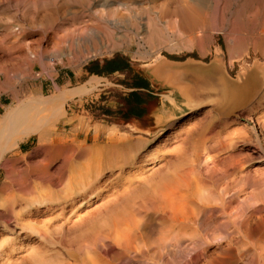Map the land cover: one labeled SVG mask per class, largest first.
<instances>
[{
    "label": "rangeland",
    "instance_id": "rangeland-1",
    "mask_svg": "<svg viewBox=\"0 0 264 264\" xmlns=\"http://www.w3.org/2000/svg\"><path fill=\"white\" fill-rule=\"evenodd\" d=\"M124 1H126V3ZM170 1H172V3ZM215 1L217 6L214 3ZM243 1L229 0L228 2L227 0H220L219 2V0H205L204 4L202 0H195L196 3L194 0H190V2L184 0L181 1V3L180 0H131L130 3L129 0H0V32L2 30V32L5 30L11 31V29L15 30L18 26L24 24V28H26L27 32L26 39L28 38L27 40H29V42L35 41L38 38L37 33L40 31H43V35L46 34L50 37L53 32L61 28L59 26H62V23L70 20L77 22L79 18L86 20L85 23L88 22V24H85L86 27L98 24L100 29L97 35L98 38H93L94 44L95 42L97 44L94 45L96 47L93 46L92 48L90 45V48L87 49L88 52L85 51L78 56L64 52L63 55L59 54L60 57H51L49 62L52 64V70L46 71L48 73L42 71L40 66L36 65L35 77H28L26 71H22L25 67L23 68L20 66L22 69L16 67L14 68L15 72L14 69H12L13 67L8 66L9 72L7 81L3 80V75L0 73V91L2 88L0 106L7 107L12 102L10 97H12L13 94L18 95L19 99H23L25 96L29 97L32 94H37L40 97H47L56 93L57 89L59 91L74 89L85 84L87 88H89L86 93L66 100L63 109V118L57 124L56 132L66 135L68 139H74L75 147L82 144L85 146L94 144L101 146L106 145L109 143L107 139V136L110 134L109 132L114 133L117 137L126 136L137 143V147L140 148V151L151 153L149 157L153 159L148 158L149 161H155L154 164L149 165V167H153H146L147 170L144 169L145 171L143 170L141 176L133 179V181L137 182L136 185H139V190L128 194L129 197L121 192L116 193L115 189H113V191L109 190L112 188L111 184L114 182V179H112L110 182H106L107 186L101 191V196L92 194L83 201L79 200L81 202L80 204L77 201L72 205L68 203L62 205L54 204L55 206L52 205L53 207H40L41 211L35 215H25V219H34L33 228H24L23 226L20 231H17L19 232L18 234H11L9 232L6 234V236L8 235L7 239L11 242L10 245L17 251L14 252L12 248L10 253L12 252L13 255L6 262H10L9 264H41L42 261H40L41 263L37 261L39 256L41 257L42 254H48L45 258L43 256L44 259H48V264H51V261L54 262H52L53 264H59L63 263L64 260H66L65 264H67L66 262L70 264H82L84 261L83 258L86 257L85 251L91 248L92 245L94 246V242L96 243L97 240L99 241L101 239H99V237L102 236V230L108 229L110 226L108 222L113 221V219L111 220V214L115 212V216L118 209L120 213L117 212L118 214L115 217L121 218L122 216H120V214L124 212L121 211L127 207L125 201H127L128 204L130 200H133L128 204L131 208L128 206L129 208H126L125 212L129 209L128 211L132 213V211L134 212L137 209L133 208L134 206L137 207L139 203L135 204L134 201L138 202V200H141L139 198L143 197L147 189L146 187L148 186L145 184L143 186L142 180H157L160 174H154L152 177L149 175L152 171L159 168L161 170L162 167L163 173H170L172 169L184 170L186 167L185 171L188 172L189 178H197L199 183L198 191H200L199 194H201L199 198L205 203L218 204L213 210L199 217L198 225L202 223L200 226L196 224V226H198H195L196 229H188L186 232L185 239H187L186 241L183 240L186 246L183 256L185 261L182 259V263L264 264V124L258 120L263 116L261 113L264 110V103L257 109L252 110L248 117H242L246 114L245 111H247V109H245L241 112H244V114L239 118V123L232 124V120L237 116L238 112L247 108L249 103L256 97L257 93H259L261 87H264V81L257 85V89H255L257 86L252 87V91L256 90L254 95H251V98L249 97L246 102L243 101L242 104L235 108L229 109L228 106L230 103L228 102L224 109H219L218 105H223L225 102H220V98L217 97L218 94L220 95L219 85L216 79L219 72L234 82L242 80L246 73L254 72L257 68L262 72V75L256 77V79L264 80V51L261 50V47H264V40L261 35L258 38V36H256L257 34L254 32L252 33L253 36H250L253 29L251 26V15L254 12L251 10L255 9V3L259 5V3L263 1L262 4H264V0ZM251 2L252 5L250 4ZM127 3L130 5L128 6ZM188 3L193 4L191 8ZM201 3L204 5V8ZM178 4H182V6ZM186 5L187 7L189 6L188 8L191 10L194 8L192 10L194 12L203 10L206 14L209 13L207 17L208 23L210 22V24L207 25V28H209L208 34H206L207 36L204 35L199 28L192 27L188 21H182L181 18H179L180 11L182 10H180V7L187 8ZM218 6H222V8L226 6V8H224L226 19L227 16H230L227 21H225L226 23L224 22L223 24L226 30L220 27L219 29L216 28L217 31H214V25L212 24L218 14V12H215L218 11ZM231 6H234V8ZM246 6H249L250 10ZM195 7H198L197 10ZM243 9H245L244 13H242ZM234 11H236L235 13L238 16V20H230V22L228 21L229 18L235 16ZM99 12H103L106 16L111 14V16H107L110 21L97 19ZM246 14L249 15L246 16ZM38 15H46V17L40 22V20H37ZM49 16L52 17L50 18ZM246 17L248 20H246ZM33 18L36 20H34L35 23L33 22ZM212 18L214 20H212ZM50 19L51 21H49ZM245 23H247V25ZM237 25H239V27H237ZM9 27L11 28L10 30ZM27 27H29V29ZM240 28H242V30ZM233 29L238 30L235 31ZM245 29H247V31ZM197 30L200 32H197ZM30 32H32V36H30ZM194 33L196 36L204 35L205 38L202 40L203 42L201 41V45V42L197 43L194 39ZM229 33L234 34V36L236 35L237 39L242 37V47L238 54L234 53L230 48L231 44L228 43L226 38L229 36ZM248 33L249 35H247ZM35 37L36 39H33ZM209 38L210 40H208ZM30 39L32 41H30ZM43 42H48L47 37L43 39ZM252 42H256L255 45H253ZM49 45L50 43L48 46ZM245 45L247 50L246 47H244ZM201 47L203 48L202 50ZM218 48L221 50L218 51ZM90 50L92 54L89 52ZM228 50H232L231 53L234 56L232 55L230 57ZM160 64H165L170 70L171 75H168V72L165 70L157 71L155 67ZM115 67L118 69L113 70L112 68ZM17 68L20 70H16ZM11 70L17 74L19 71H22L24 75L19 72V77H16L17 74L14 75L15 73ZM12 74L14 75L13 77ZM138 75L145 78L149 84L150 93L144 105L145 113L139 118L131 117L124 120L120 112L124 104L123 98L132 90L131 86L133 83L137 82L136 76ZM142 92L147 93L146 90ZM105 110H109V114H105ZM204 117L209 119L205 121L203 119ZM201 121L204 122L201 124L199 123ZM197 123L199 124L198 126ZM235 129H240L237 130V132L239 131L241 133H239L240 137L243 135L241 137L244 138L243 140H241L239 136H233L232 132ZM171 134H174V137L169 141H165L167 135L171 136ZM237 134L238 133L235 131L234 135ZM230 135L232 136L230 137ZM36 138L35 135L31 134L20 142L17 149L12 148L7 151L6 159L13 158L15 153H19L22 158L14 160L11 164L9 163L11 167L8 165L9 167H5L7 169L0 167V184L4 180L21 179L22 175H24L22 170L27 167V165L41 161L40 159L43 158V153L42 149L39 148L40 145L37 143ZM226 138L227 141L229 140L228 142ZM215 140L219 143H217L218 145L213 143ZM222 140H224L223 143ZM233 141L235 143H233ZM210 146L219 147L211 148ZM203 149L204 152H201ZM209 149L211 151H208ZM197 152L201 153L197 154ZM193 154L197 156H193L192 158ZM62 155L64 156V154H60L56 161H53L48 166L49 172L55 173L58 167L63 165V163H61L63 160ZM208 155L211 157H207ZM231 155L235 158L233 159ZM209 158H213L210 159L212 162L208 160ZM196 160L199 161L197 162ZM69 163L71 164V161L65 164L64 167H69ZM34 183L38 182L35 180L33 184ZM226 192L229 194L228 197L226 196ZM126 196L130 198V200H125ZM242 196L246 199L242 198ZM244 201H246V203ZM219 203L223 204V210H221V204L219 205ZM225 203L226 206L224 207ZM140 204L142 205L143 202ZM117 205H119V207ZM121 205L126 206L122 207V209L120 207ZM114 206L118 208L116 207V209H113ZM111 207H113L112 211H114L109 214L108 212H110L109 209ZM143 207L141 208L140 206L139 208L141 209L139 210H142ZM243 207L246 210H243ZM240 208L243 210L242 212L245 211L244 215L246 214V220H243V218L239 216L241 213ZM224 209L226 211H224ZM125 212L124 214L128 215L129 218L130 212ZM91 213L92 215L94 214V216H91ZM134 213H136V211ZM227 213H230V215H227ZM108 215H111L109 218L110 221H108ZM104 216H106V218ZM114 216H112V218H114ZM96 218L101 220V222L97 221ZM123 218L126 219L125 216H123ZM103 219H108L107 222L104 220L105 223L109 224L107 228L105 227L106 224L102 223ZM230 219H232L231 222L229 221ZM225 221L228 223L230 222L231 225L230 223L229 225L226 224L227 222ZM90 223H95L100 226L104 224V228L102 229L101 226L100 230V227L96 225V229H92H94V231L96 230V233L98 231V233L95 235V232H93V235V233L88 232L90 235L88 233L87 235L85 231L87 232L86 227L91 225ZM237 223H239L238 226ZM227 225L229 227L235 225L236 228L233 226L231 227L234 228L233 231L232 229L228 230V228H226L228 227ZM97 228L101 232L97 230ZM224 228L228 230V232ZM16 229L19 230L18 228ZM44 229L47 230V240L41 239L36 232V230L42 232ZM84 229L85 231H83ZM110 229L109 227V230H106L108 232H104L106 235L108 234V236H112V231L109 233ZM223 230H225V232ZM83 232L84 234L82 235ZM196 235L200 237L202 245H199H201V247H193L189 240V237L193 238ZM48 237L51 238V242H48ZM83 238H91L93 241L88 239L90 242L87 243L88 240L86 241ZM78 242H80V245ZM43 243L46 244L44 245ZM86 244L89 245V248L88 246H84ZM41 245L46 248L43 246L39 248L38 246L41 247ZM60 245H64L62 249ZM77 245L83 249H79ZM47 246L48 248H52L53 252L58 251L55 253L63 257L56 256L55 253V255H50L52 252H50ZM77 248L79 249L78 252L80 251L79 253L76 251ZM67 251H70L69 253L73 255L71 254L72 256L69 257L70 255L68 256ZM81 251L84 252L83 257L79 255H82ZM109 251L110 250H108V255H105V261L107 260L106 264H113L114 259L112 260L110 258L111 252ZM174 251L175 250L172 249L168 253L161 255L162 257L160 258L157 255L153 260L150 258L142 259L138 256L139 258H133L135 259L133 263L130 262L133 261V259H127L120 263L175 264V258L178 256H176V251L175 253ZM92 252L91 250L90 253ZM63 254L66 255L64 256ZM74 254L78 255H75L74 258ZM78 256L82 259L80 258L79 260ZM107 257H109L110 260H108L109 258ZM169 258L171 259L169 260ZM71 259L76 261L73 262ZM47 261L45 264H47ZM114 261L118 263L117 260ZM42 264H44V261Z\"/></svg>",
    "mask_w": 264,
    "mask_h": 264
},
{
    "label": "bare ground",
    "instance_id": "bare-ground-1",
    "mask_svg": "<svg viewBox=\"0 0 264 264\" xmlns=\"http://www.w3.org/2000/svg\"><path fill=\"white\" fill-rule=\"evenodd\" d=\"M130 1L131 0H129V3H130ZM181 1H184V0H180V3H181ZM202 1L205 4V0H202ZM222 1H224V0H222ZM227 1L229 2V0H227ZM124 2L126 3V1H124ZM170 2L172 3V1H170ZM170 2H168V3H170ZM186 2H190V0L189 1L186 0ZM186 2H185V4H186ZM194 2H195V0H194ZM219 2H220V0H219ZM262 2L259 3V5L257 3H255V7H254L255 9L251 10L252 12L253 11L254 12L251 15L252 16L251 26L253 29H252V32L250 33L251 34L250 36H253L252 33L254 32L255 34H257L256 36H258V38L261 35L262 39L264 40V4H262ZM129 3H127L128 6L130 5ZM192 3H193V1H192ZM214 3L217 6L216 1ZM182 4L181 5L178 4V5L182 6ZM185 4H184V6H185ZM188 4L190 5V8L193 5L191 3H188ZM250 4L252 5V2ZM187 5H186V7H187ZM235 5H236V3H235ZM256 5H257V7H256ZM126 6H124V7H126ZM216 6H214V7H216ZM234 6H231V7L234 8ZM188 7L187 8H185V7L181 8L180 7V10L181 9L182 10L181 11L179 10L180 11L179 18H181L182 21H186V22L188 21L192 27L199 28V30L204 35L208 34L209 28H207V25L210 24V22L208 23L207 15L209 13L206 14L205 12H203V10H199L197 12H194V11H192L194 8L191 10ZM246 7H248V9H249V6H246ZM127 8H129V7H127ZM197 8H196V10H197ZM203 8H204V5H203ZM220 8H222V6L221 7L218 6V8H217L218 11H215V12H218V14L216 15V19H215V21H213V24H212V25H214L213 26L214 31L215 30L217 31L216 28H218V29L220 27L224 28L223 24L225 21H227L228 17L230 16V15L227 16V19H226V15H225V11H224L225 10L224 8H226V6H224L222 9H220ZM236 10H237V8H236ZM113 12H112V14H113ZM213 12H214V10H213ZM235 12L236 11H234V13ZM244 12H245V9H243L242 13H244ZM49 13H50V11H49ZM55 13H56V10H55ZM108 14H110V13H108ZM249 14H246V16ZM46 15H42V16L38 15V18L36 16L35 17L37 18V20H40V22H42V20L45 19ZM107 16H111V14L107 15ZM107 16L103 12H99L98 17L97 16L96 17L99 20L104 19L106 21H110V19L108 20ZM239 16H240V14H239ZM34 18H33V22L36 19V18L35 19ZM109 18H111V17H109ZM112 18H114V17H112ZM112 20H114V19H112ZM212 20H214V19L212 18ZM230 20L237 21L238 20L237 14L235 13V16L233 18L232 17L229 18L228 21H230ZM246 20H248L247 17H246ZM49 21H51V19ZM37 22L40 23L39 21H37ZM85 22H86V20H83L81 18H79V20L77 22L74 20L64 22V23H62V26H59L61 28H59L56 32H53L50 37H48V35H46V34L43 35L42 34L43 31H40L37 33L38 38L36 39L37 36L35 38H33V39H36L35 41H32L30 39V41H32V42H29V40H27L28 38L26 39V33L27 32H26V28H24V24H22L23 26L22 25L18 26V24H17L18 27L15 30H12L10 27H9V30L11 29V31L5 30L4 32H2L3 31L2 30L0 32V73L3 75V78H4L3 80L7 81V79H8V72H9L8 66L13 67L12 69H14L16 67H18V68H21V67L24 68L25 67L24 70L21 68L22 71H24V72L26 71V74L28 77H35L34 74H35L36 65H39L41 70L45 71V72L48 70H52L51 69L52 64L49 61H50L51 57L53 58V56L54 57L59 56V54L63 55L64 52H68V53L74 54V56L75 55L78 56V55H81L85 51L88 52L87 49L90 48V45L93 48V46L96 44V42L94 44L93 38H95V37L98 38L97 35L99 34L100 29H99L98 24L86 27L85 24H88V22L87 23H85ZM112 24H113V22H112ZM245 24L247 25V23H245ZM32 25H33V23H32ZM114 25H115V22H114ZM237 27H239V25H237ZM27 28L29 29V27H27ZM51 28H52V26H51ZM100 28H101V26H100ZM248 28H249V26H248ZM240 29L242 30V28H240ZM199 30H197V32ZM233 30L237 31L236 29H233ZM245 30L247 31V29H245ZM250 31H251V29H250ZM230 32H232V31H230ZM204 35L196 36V34H195L194 39L196 40L197 43H200L205 38ZM228 35L229 36H227L226 38H227L228 43L231 44L230 48L233 50L234 53L238 54L241 51V47H242V40H241L242 37L241 38L239 37L240 39H237L236 35L234 36V34L229 33ZM247 35H249V33ZM30 36H32V32H30ZM46 37H47L48 42L45 43V42H43V39ZM256 39H257V37H256ZM208 40H210V38ZM253 41H255V40H253ZM202 42L200 43V45L202 44ZM256 42H252L253 45H255ZM49 43H50V45L48 46ZM227 46H228V44H227ZM94 47H96V46H94ZM244 47H246V45ZM94 49H93V52H94ZM202 49L203 48L201 47V50ZM91 50L89 51L90 53H91ZM217 50L219 51L221 49L218 48ZM232 50H228L230 53V57L233 55L231 53ZM246 50H247V47H246ZM261 50L264 51V47H261ZM90 53H88V54H90ZM237 57H238V55H237ZM77 61H78V59H77ZM18 68L16 70H20ZM155 69L157 71H161V70L164 71L165 70L168 72L167 73L168 75H171L170 70L167 68V66L165 64H160L159 66L157 65L155 67ZM256 70H254V72H249L248 74L246 73L244 75V78L242 76L243 79L240 78L242 80L234 81V82H232L224 74L219 72V74L216 76V79H217V83L219 85L220 95L218 94L217 97L220 98V102H225V104H223V105H220V106L218 105L219 109H224L225 105L228 102L230 103V105L228 106L229 109L235 108L238 105H240V102H243V101L247 100L249 97L251 98L252 97L251 95H254L256 90L252 91L251 90L252 87L257 86L258 84H261L264 81L262 79L261 80L256 79V77H259L260 75H262L261 74L262 72H260V70H258L257 68H256ZM14 71H15V69H14ZM14 71H12V72L15 73L16 71L15 72ZM22 71H19V72L22 73ZM19 72H18V74H19ZM46 73H48V72H46ZM16 74L17 73H15L14 75H16ZM22 74L24 75V73H22ZM22 74H21V76H22ZM14 75L12 74V77ZM17 75H16V77H19V75L18 76ZM87 83H89V82H87ZM10 85H12V84H10ZM7 87H8V83H7ZM55 87H56V85H55ZM4 88H3V90H4ZM257 88H258V86L255 89H257ZM88 89L89 88H87V86L84 84V85L77 87V88H74V89H64V90H60V91L57 89L56 93H53L47 97H42V96L40 97L37 94H35V95L32 94L29 97L25 96L23 99H19L18 95L13 94L12 97H10L12 102L7 107L0 106V167H3V168H5L6 166L9 167L8 165H10L14 160L22 158L21 155H19V153H15L13 158H10V159L7 158L6 159V153H7V151H9L12 148L17 149L19 147L20 142L24 138H26L27 136H29L31 134H33L37 137L36 138L37 143L40 145L39 148L42 149V153H43V158L40 159L41 161L38 160L40 162H36V163L31 164V165H27V167H25V168L23 167L24 169L22 170V173L24 175H22L21 179H19V180H12V179L11 180H4L0 184V264H7L8 262H6V261H8L9 258L12 257V255H13L12 252L10 253L13 246L10 245L11 242H9L10 240L7 239L8 235L6 236V234L8 232L11 234H13V233L18 234L19 232H17V231H20L21 227H23V226H24V228L25 227H29L31 229L33 228L34 219H32V218L31 219H25L26 218V217L24 218L25 215L30 216V215H35V214L39 213V211H41L40 207H44V208L45 207H53L52 205H54V204L55 205H62L65 203L72 205L75 201L79 202V204H80L81 203L80 201H83L85 198L91 196L92 194H94L95 196H98V195L101 196L102 195L101 191L104 188H106V186H107L106 182L107 181L110 182L112 179H114V182H113V184H111L112 188L109 190L113 191V189H115L116 193L121 192L122 194L127 195L129 197L128 194H130L131 192H137L139 190V185H136L137 182L133 181V179L135 177L138 178L139 176H141V174L143 173V170L146 169V167H148V168L153 167V166L149 167V165H152L155 162V161H153V162L149 161V159H148V158H150L149 156L151 153L140 151V148L137 147V143L133 142L131 139H129L126 136L117 137V136H115L114 133L109 132L110 134L107 136L109 143L106 145L101 146V145L94 144L91 146H87V145L85 146L84 144H82L80 146L75 147L74 146V139H68V137L66 135L56 132L57 124L63 118V109H64V104H65L66 100H68L70 98H74L76 96H81L82 94L86 93L88 91ZM13 90H15V89H13ZM263 90H264V87L263 88L261 87V90L259 91V93H257V95L253 99V101L249 103L247 108H244L238 112L237 116L235 118H233L232 124L239 123V121H238L239 118L242 116V114H244V112L243 113H241V112L244 111L245 109H247V111H245L246 114H244L242 117H245V116L248 117L252 110L257 109L258 107L263 105L262 104V103H264V91ZM1 91H2V88H1ZM1 91H0V94H1ZM262 91H263V93H262ZM261 93H262V95L260 96ZM259 113H261V112H259ZM261 115L264 116V110L262 111ZM263 116L258 119L259 121L262 122V124H264ZM203 119L205 121H207L209 118L204 117ZM203 122L201 121L199 123L202 124ZM222 122H224V121H222ZM198 125L199 124L197 123V126ZM184 129H186V128H184ZM237 130H240V129H237ZM237 130L235 129L232 132L233 136H239L240 132L239 131L237 132ZM241 130H242V128H241ZM235 131H236V133H238L237 135H234ZM229 133L232 134L231 132H229ZM169 135H167L165 141H169L174 137V134L173 135L171 134V136H169ZM205 135H206V133H205ZM231 136L232 135H230V137ZM241 137H240V139L243 140L244 138H241ZM224 140H222V143ZM216 141L217 140H215V142H213V143L217 144L218 142H216ZM226 141H227V138H226ZM233 143H235V142L233 141ZM41 145H42V147H41ZM205 145H207V144H205ZM77 147H79V148H77ZM214 147H216V146H214ZM214 147H211V148H214ZM217 147H219V146H217ZM208 151H211V150L209 149ZM153 152H155V151H153ZM201 152H204V149ZM205 152H207V151H205ZM198 153L199 152H197V154ZM60 154H64V156L62 155L63 158L61 157L63 159L61 162V163H63V165L58 167V169L55 173L49 172L50 170H49L48 166L53 161H56L57 157ZM184 156H185V154H184ZM193 156H194V154L192 155V158H193ZM196 156H194V157H196ZM207 157H211V156L208 155ZM231 157H232V155H231ZM204 158H205V156H204ZM213 158H209L208 160L213 159ZM150 159H153V158H150ZM198 159H199V157H198ZM200 159H201V157H200ZM202 160H203V157H202ZM24 161H25V159H24ZM70 161H71V164L69 163L70 166L65 168L64 167L65 164H67ZM204 163H206V162H204ZM14 165H15V163H14ZM10 167H11V165H10ZM189 167H191V166H189ZM17 168H18V166H17ZM162 168H161V170L159 168L155 171H152L149 175L152 177L154 174H156V175L160 174L157 180H155V181L153 179L142 180L143 186H144V184L148 185L146 187L147 189L145 190L146 192L144 193L145 197L143 195L142 198L141 197L139 198L142 201L141 200H138V202L134 201L135 204L139 203L138 206L139 207L141 206V208L144 205L142 210H139L141 208H139L138 206L137 207L134 206V208H133V209L137 208L135 210L136 213H134L135 211L134 212L132 211V213H131L130 211H128L129 209H127L126 212H130L129 218H128V215H125L124 212H125L126 208H129V207L131 208V206H129L128 204L130 202H132L133 200L131 201L130 198H128L127 196H126L125 200L126 199L130 200V201L128 200L129 201L128 204H127V201H125L126 203L124 202L127 205V207L125 209H123L122 207H125L126 205L125 206L121 205L120 207L123 210L119 209V210H122L121 212L124 211L123 213L120 214V216H122L121 217L122 219L120 217H118V218L115 217L118 213H120L118 211V209L116 211L115 216H114L115 212H113L114 210L112 211L113 207L110 208L111 210L109 209L110 212H108V213L111 214L113 212L111 215L114 216V218H112L111 215H108L109 217H107V218L109 219L111 216V220L113 219V221H110V219L109 220L107 219L108 221H110V222H108L110 224V226L108 223L104 222V220H106V219H103L102 223L106 224L105 225L106 228L108 226L111 228L109 233L112 231V233H111L112 236H108V234L106 235L104 233L106 230H109V227H108V229L105 228L106 230H104L103 229L104 224L102 226V224L99 223V224H101L102 229H103L102 230V232H103L102 236L99 233L101 236V237H99V239L100 238L101 239L99 241L97 240L96 243L94 242V246L92 245L93 248H92V246H91V248H89V245H87V244L84 245V246H88L89 249H87V250H90V251H87V250L85 251L86 257L83 258L84 261L82 262V264H106L107 260L105 261V255H108V250H110L109 252H111L110 258L112 260L113 259L117 260L118 263H115L114 260H113V262L115 264H121L122 261H125L127 259L132 260L133 258H136V257L137 258L141 257L142 259L143 258H146V259L150 258L151 260H153V258L158 255L160 258V257H162L161 255H163L164 253H168L172 249L176 251V256H178L177 258H175V261H176L175 264H183L184 263V262L182 263V259L184 256V248L186 246H185L183 240L186 241V239H187V238L185 239L186 232L188 231V229H193V228L196 229V227L200 226L202 223L198 225L199 217H201L202 215H205L206 212L208 213V211L213 210L217 206L218 203L216 205L205 203L203 200H201L199 198V195H201V194H199L200 191H198L199 190V186H198L199 183L197 181V178L196 179L189 178L188 172L185 171L186 167L184 170L172 169L170 173H168V172L163 173ZM5 169H7V168H5ZM124 171H125V174H124ZM230 171H232V170H230ZM161 172H162V174H161ZM6 173H8V172H6ZM200 179H201V177H200ZM35 180L38 183L33 184V182ZM111 193H110V195H111ZM226 194H227V192H226ZM228 195L229 194H227L226 196L228 197ZM227 197H226V199H227ZM245 197H246V195H245ZM245 197L242 196V198L246 199ZM246 201H244V202L246 203ZM134 202H133V204H134ZM142 202H143V204L141 205L140 203H142ZM223 202H225V201H223ZM241 202H242V200H241ZM244 202H243V204H244ZM226 203H225L224 207L226 206ZM133 204H132V206H133ZM219 205L221 206V210H223L222 209L223 204L219 203ZM117 206L119 207V205H117ZM117 206H114L113 209H116ZM244 209L245 208L243 207V210ZM243 210L242 209L240 210L241 213L239 214V216H241L243 218V220H246L245 219L246 214L244 215L245 211L242 212ZM224 211H226V210L224 209ZM230 213H227V215H230ZM90 215L94 216V214L92 215V213ZM83 216H85V215H83ZM123 216H125L126 219H124ZM104 217L106 218V216H104ZM28 218H30V217H28ZM98 218H100V217H98ZM98 218H96V220L101 222V220H98ZM101 218H102V216H101ZM232 219H233V216H232ZM232 219H230L229 221L231 222ZM107 220H106V222H107ZM227 221H225V222H227ZM229 223L227 222L226 224L229 225ZM94 224L92 223L91 225H88L89 228L86 227L87 232L85 231V229L83 230V231H85V234H87L88 232H90V233L95 232L96 230L94 231V229H96L95 228L96 225L98 227H100L99 229L101 230L100 225L95 224V226H94ZM196 224L198 226H196ZM238 224L239 223H237V226H238ZM92 225H93V227H92ZM230 225H231V223H230ZM235 225H233V226L236 228ZM58 226H59V224H58ZM233 226H230V227L228 226L226 228H228V230L232 229V231H233L234 228H231ZM16 228H18L19 230H17ZM92 228H94V229H92ZM99 229L97 228V230H99ZM225 230H223V231L225 232ZM228 230H226V231L228 232ZM30 231H34V230H30ZM36 232L41 237V239L47 240V235H46L47 230L46 229H44L42 232L41 231L39 232V230H36ZM106 232H108V231H106ZM90 233H88V234L90 235ZM97 233H98V231H97ZM97 233L95 232V235ZM83 234H84V232L82 233V235ZM103 234L106 235L105 237H107V238L103 237L104 236ZM93 235H94V233H93ZM196 236L191 238L192 237V235H191V237H189V240L191 241V244L193 247H197V246L201 247L202 244H201L200 237H198V236L196 237ZM97 237H98V235H97ZM83 239H85L87 241L88 239H91V238H87V239L83 238ZM204 239H205V237H204ZM48 240H49L48 242H51L50 237H48ZM81 241H82V239H81ZM83 242H84V240H83ZM88 242H90V240H88L87 243ZM78 243L80 245V242H78ZM199 244H201V245H199ZM79 245H77V246H79ZM42 246L43 245H41V247L40 246H38V247L42 248ZM60 246L62 249L64 245H60ZM43 247H45V246H43ZM47 248H48V246H47ZM78 248L81 249L80 246ZM78 248L76 250L77 252L79 250ZM48 249L50 250V252H52V253H50V255L54 254L55 252H58V251L53 252L52 248H48ZM65 249H67V248H65ZM13 250H14V252H17L14 248H13ZM59 250H60V247H59ZM91 250L93 251L92 253H90ZM175 251H174V253H175ZM62 252H61V254H62ZM69 252H68V256L70 255L69 257H71L73 254L69 253ZM66 254H63V255L65 256ZM83 254H84V252H82V255L81 254H79V255L83 257ZM75 255L77 256L78 254H74V258H75ZM43 256L45 258L48 256V254H45V255L42 254L41 257L39 256V259H37V261L38 262L42 261V263L44 261V264H45V262L48 259L47 260L44 259ZM56 256L60 257L62 255L56 254ZM176 256H174V257H176ZM80 258L81 257H79L78 259L80 260ZM107 258H109V257H107ZM110 258L108 260H110ZM166 258H168V257H166ZM171 258H169V260ZM64 259H66V258H64ZM76 259H77V257H76ZM156 259H157V257H156ZM134 260L135 259H133V261H130V262L133 263ZM65 261L66 260H64V262H63L64 264H65ZM75 261L76 260H74L73 262H75ZM164 261H166V260H164ZM175 261H173V262H175ZM183 261H185V260L183 259ZM52 262L53 261H51V264L54 263V262L53 263ZM79 262H77V263H79ZM63 263H59V264H63ZM66 263L70 264L69 262H66ZM47 264H48V261H47ZM108 264H110V263H108ZM185 264H186V262H185Z\"/></svg>",
    "mask_w": 264,
    "mask_h": 264
},
{
    "label": "trees",
    "instance_id": "trees-1",
    "mask_svg": "<svg viewBox=\"0 0 264 264\" xmlns=\"http://www.w3.org/2000/svg\"><path fill=\"white\" fill-rule=\"evenodd\" d=\"M113 70H117L118 68H112ZM136 83H133L127 95L123 98L124 104L123 108L120 109V112L123 116L124 120H127L131 117L139 118L145 113V103L146 98L149 97V84L148 81L142 76H136ZM146 90L147 93L142 92ZM109 110H105V114H109Z\"/></svg>",
    "mask_w": 264,
    "mask_h": 264
},
{
    "label": "water",
    "instance_id": "water-1",
    "mask_svg": "<svg viewBox=\"0 0 264 264\" xmlns=\"http://www.w3.org/2000/svg\"><path fill=\"white\" fill-rule=\"evenodd\" d=\"M244 102H246V100L244 101ZM243 102H240V104H242Z\"/></svg>",
    "mask_w": 264,
    "mask_h": 264
}]
</instances>
